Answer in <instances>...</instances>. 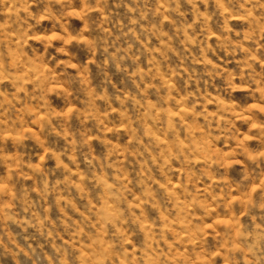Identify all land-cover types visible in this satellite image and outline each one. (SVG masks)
I'll return each mask as SVG.
<instances>
[{
	"label": "rangeland",
	"instance_id": "rangeland-1",
	"mask_svg": "<svg viewBox=\"0 0 264 264\" xmlns=\"http://www.w3.org/2000/svg\"><path fill=\"white\" fill-rule=\"evenodd\" d=\"M0 264H264V0H0Z\"/></svg>",
	"mask_w": 264,
	"mask_h": 264
}]
</instances>
